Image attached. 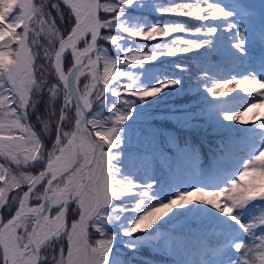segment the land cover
Returning a JSON list of instances; mask_svg holds the SVG:
<instances>
[{
    "label": "snow or ice",
    "instance_id": "6c2138e0",
    "mask_svg": "<svg viewBox=\"0 0 264 264\" xmlns=\"http://www.w3.org/2000/svg\"><path fill=\"white\" fill-rule=\"evenodd\" d=\"M134 0H58L52 5L56 16L46 10L47 0H3L0 3V52L8 57L0 67V264H109L112 237L103 228L108 219H119L121 204L114 203L126 196H136L133 211L140 209L149 198L152 184L139 185L113 163V150L120 147L122 137L118 129L130 115L131 98L143 101L157 97L177 83L169 80L159 86L137 90L132 84L111 88L110 85L128 76L118 70L121 63L140 65L149 63L157 55L177 56L194 51L201 43L177 38L178 44L159 53H136L125 50L117 59H109L97 45L98 38L117 43V37L101 36ZM63 9V10H62ZM168 15L188 17L199 21L217 20L231 15L208 0L158 9ZM67 13V20L65 18ZM110 14V15H105ZM68 25L62 30L60 23ZM122 27L129 36L143 41H155L183 33L187 29L169 25H153L132 29ZM201 29L193 30L192 34ZM215 29L207 28L211 35ZM43 45V60L53 82L38 74L37 60L41 58L36 45ZM240 42L233 45L240 47ZM82 45V46H81ZM70 52L71 66L65 61ZM66 68V70H65ZM102 69V70H101ZM87 80L83 89L81 77ZM46 86V87H45ZM236 89L258 96L240 111L225 113L223 120L240 124L255 122L264 129V81L242 78L227 79L206 90L211 97H226ZM46 90V91H45ZM111 92L119 104L108 108L107 119H97L99 112L89 118L94 105L104 104L105 93ZM47 92L44 101L47 118L41 120L36 112L37 95ZM62 93V101L58 99ZM59 100V103H55ZM58 109V112H57ZM69 117V113H73ZM33 113L35 118H33ZM175 117L172 131L164 134L151 121L130 130L129 138L145 147L130 150L132 169L159 163L160 154L147 147L153 139L175 142L182 153L199 156L197 137L206 134L205 125L194 111L177 107L149 113ZM38 123L33 125L30 121ZM39 125V126H38ZM66 125L68 127L66 128ZM239 178L227 180L217 191L194 187L180 191L166 203L148 207L123 232L125 236L150 229L173 208L206 205L222 216L229 217L245 230L253 225H242L235 211L249 201L264 200V189L250 187L243 181L253 170L264 171V149L244 162ZM223 197V203L220 202ZM30 201H35L30 204ZM54 213V214H53ZM70 221V223H69ZM264 224V219L260 220ZM202 222L194 219L178 221L176 230L199 231ZM239 254L237 264H264V237L255 249L243 243L232 245ZM59 247V251H57ZM49 249L52 255H49ZM235 254V253H234Z\"/></svg>",
    "mask_w": 264,
    "mask_h": 264
},
{
    "label": "trees",
    "instance_id": "16d2710c",
    "mask_svg": "<svg viewBox=\"0 0 264 264\" xmlns=\"http://www.w3.org/2000/svg\"><path fill=\"white\" fill-rule=\"evenodd\" d=\"M2 2L3 0H0V3ZM110 2L114 3L115 0H110ZM184 3H192V1L134 0L133 5L123 7V12L111 27L101 31L102 37H117V43L112 44L109 40L100 38L98 42L99 48L103 49L104 54L109 59H117L123 55L125 50H131L138 54L159 53L165 49H171L173 46H186L178 44L177 38H182L184 41L192 40L189 34L200 24L199 20L168 15L158 11V9H168ZM65 18L67 20V13H65ZM153 25L183 27L187 31L174 33L173 36L164 39L143 41L129 36L122 31L121 27H130L132 29L143 27L147 29ZM67 26L65 25L61 29L64 30ZM3 36L4 34L0 32V39ZM200 48L177 56L157 55L151 62L140 65L127 63L117 65L118 70L128 73V76L113 82L110 85L111 88H119L122 84H132L137 90H142L144 88L159 86V84L169 80H175L177 83L169 88H165L157 97H148L143 101L139 98H128L131 108L129 119L118 129L122 140L120 147L113 150L116 155V160L113 163L116 167L119 169L130 168L128 163L130 150L135 148L143 149L145 147L143 144H137L134 136L131 139L129 138L130 130H134L135 127H143L146 122L151 121L153 126L163 130L165 135L172 131L174 126L171 124V121L175 117L165 118L163 115H157L153 118L149 113L162 112L168 108L175 110L177 107L189 109L196 112L201 117L202 122L208 125L204 121L205 118L201 111V104L204 102V99L210 98V95L206 90L209 86L204 82L202 77L201 65L197 62V60L201 61L198 58ZM7 62H9L8 57L3 52H0V67H3ZM209 64H212L213 67L217 65L210 62ZM46 78L49 84L53 82V77L50 73L47 74ZM39 96L40 102L37 103L36 112L41 120H45L47 113L42 103L45 100L46 94L44 93ZM113 104H116L117 107H124L119 104L116 97L111 95L110 91H107L105 93L104 104L102 106H98V104L88 117H93L94 113L98 111L99 116L96 117L97 119H107L110 116L108 108ZM35 114L33 113V118H35ZM30 123L35 125L38 122L32 120ZM215 134L216 132L209 128L206 134L197 137L199 142V157H205L206 151H211L215 155L212 150L217 147ZM147 147L160 154V162L156 166L151 167L152 172L149 174L153 187L149 191V198L143 202L140 209L135 211L132 209L138 199L136 196H127L124 200L114 202L121 204L122 210L116 213L119 219H114V223L104 229L112 237L109 264H177L187 254V244L191 242V239L193 237L195 240L198 238V236H193L188 230H185L182 234H178L176 230L178 221L182 222L190 219L189 214L186 213L188 206L186 208H173L145 232H137L131 236L123 235V232L137 218L141 211L160 203H166L169 199L173 198L171 195L166 198V192L162 191V189L168 190V178L171 180L173 178H180L183 175L176 164L174 168L172 167L173 160L177 157L185 158L186 163L191 165L196 159L188 153H182L181 148L177 147L175 142L169 141L166 143L163 138L159 141L153 139ZM119 156L122 159H119ZM135 173L139 175L148 174L146 170H137ZM158 183L162 186V189ZM154 186L159 192L155 190Z\"/></svg>",
    "mask_w": 264,
    "mask_h": 264
},
{
    "label": "rangeland",
    "instance_id": "374dc122",
    "mask_svg": "<svg viewBox=\"0 0 264 264\" xmlns=\"http://www.w3.org/2000/svg\"><path fill=\"white\" fill-rule=\"evenodd\" d=\"M57 2L58 0H47L45 6L46 10H51L53 16H56V11L52 8V5ZM208 2L217 4L223 10L231 13L227 18L205 23L201 26V31L195 34L196 38L201 42H205L206 47H208V50L204 52L205 58L217 64L216 68H210L208 77L210 85L213 86L215 83L227 79L249 78L264 81V0H208ZM57 23H60L58 17ZM65 25L60 23L58 26L63 28ZM207 28H213L215 31L208 35L206 33ZM255 28L257 30L254 31ZM241 37H243V42L240 47H234L233 45L240 42ZM45 43L46 41L42 40L40 44L36 45V50L41 55V58L37 60L36 69L38 74L47 76L49 73L47 64L42 58ZM215 54L222 57L224 61L220 62L221 60L213 59L212 56ZM240 55H244V57L242 58ZM243 64L245 65L243 66ZM241 66L244 68L240 70ZM79 86L83 89V84H79ZM44 93L46 94V100L47 92ZM36 99L40 102L39 95L36 96ZM58 99L62 101V94ZM257 99H259L258 96L249 95L239 89L229 93L226 97L211 98V101L205 105V111L213 120L214 127L218 126L219 131L225 128L230 131L229 145L225 148L223 156L217 159L215 169L208 170L205 166L198 165L193 174H185L182 182L175 185L174 193L177 194L180 191L190 190L194 187H203L206 191H217L216 188L223 187L227 180L234 177L239 178V171L243 170L244 162L264 149V129L260 128L255 122L240 124L236 121H225L223 115L243 110ZM44 101L42 106L45 107ZM57 102L59 100L55 103ZM71 115L73 113H69V116ZM67 127L68 125H66ZM118 158L122 159L120 156ZM150 168V166L137 169L130 167L120 171V173L134 183L143 186L150 183L148 175H138L135 172L143 169L149 174ZM243 182L252 188L264 189V171H251ZM219 199L223 203V197ZM29 203L34 204L35 201ZM193 210L198 212V218L204 223L202 229L205 232L201 244L193 252L194 264H211L209 256L206 258L207 252L204 246H209L220 238L223 244L218 250H215V257L220 261V264H237L239 254L236 253L232 245L243 243L255 249L256 244L259 243V238L264 237V224L260 223V220L264 219V200L249 201L243 208L235 211L240 224L253 225L250 230L241 228L235 221L222 216L210 206L195 205ZM113 220H106L103 228H107ZM56 250L59 251V247ZM48 251L51 256L53 254L52 250L49 249ZM202 259L207 260L204 262Z\"/></svg>",
    "mask_w": 264,
    "mask_h": 264
},
{
    "label": "bare ground",
    "instance_id": "6f19581e",
    "mask_svg": "<svg viewBox=\"0 0 264 264\" xmlns=\"http://www.w3.org/2000/svg\"><path fill=\"white\" fill-rule=\"evenodd\" d=\"M66 53H70V52H66ZM66 53H65V54H66Z\"/></svg>",
    "mask_w": 264,
    "mask_h": 264
},
{
    "label": "water",
    "instance_id": "95a60500",
    "mask_svg": "<svg viewBox=\"0 0 264 264\" xmlns=\"http://www.w3.org/2000/svg\"><path fill=\"white\" fill-rule=\"evenodd\" d=\"M87 115H88V113H87Z\"/></svg>",
    "mask_w": 264,
    "mask_h": 264
}]
</instances>
